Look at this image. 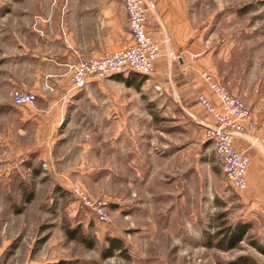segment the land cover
Wrapping results in <instances>:
<instances>
[{
  "label": "rangeland",
  "instance_id": "374dc122",
  "mask_svg": "<svg viewBox=\"0 0 264 264\" xmlns=\"http://www.w3.org/2000/svg\"><path fill=\"white\" fill-rule=\"evenodd\" d=\"M54 1L0 0V264H228L242 256L264 264L251 246L264 245L260 216H252L249 193L230 186L206 142L204 125L212 118L197 94L185 101L172 89L147 112L134 99L130 119L116 110L100 118L98 129L89 125L95 119L76 118L75 134L63 136L74 142L59 144L55 158L27 147V135H12L14 125L25 129L15 119L31 113L38 99L14 104V93L25 92L17 86L18 71L27 72L26 59L18 65L17 57L26 51L29 33H42ZM178 3L197 33H204L199 52L215 68L210 74L247 104L257 123L254 135L264 142V0ZM187 52L171 53L183 61L169 56L171 62L194 60ZM109 125L117 131L110 146L102 140L105 132L98 134ZM127 127L129 132L121 130ZM78 191L104 203L106 219L99 220ZM29 194L33 200L26 203ZM243 223L252 228L231 249L228 230ZM75 229L72 239L68 231ZM109 239L120 241L121 250L111 251Z\"/></svg>",
  "mask_w": 264,
  "mask_h": 264
},
{
  "label": "crops",
  "instance_id": "0c3cea01",
  "mask_svg": "<svg viewBox=\"0 0 264 264\" xmlns=\"http://www.w3.org/2000/svg\"><path fill=\"white\" fill-rule=\"evenodd\" d=\"M154 1L157 4V12L151 28L153 38L162 44L164 30L171 39L170 43H163L162 55L155 62L154 74L145 79L139 90L126 85L124 78L128 76L121 77L123 79L111 77L105 80L90 78L83 91L64 98V93L70 85L69 64L76 63L82 57L93 58L119 51L125 46H130L133 41L128 29V16L121 0H55L54 2L58 3L51 6V14L41 24L42 33H29L26 51H21L17 57L19 61L22 59L18 65L25 66L22 64L23 59L27 61V72L21 71L20 76L18 71L17 77L21 82L19 81L17 86L25 92L34 93L38 99L31 113L15 119H18L17 125L20 127L22 121L25 129L14 125L12 135L15 134L17 138L27 135V147L43 151V155L50 159L51 155L55 158L54 151L60 149L59 144L74 142L72 138L65 141L63 136L74 133L70 130L72 127L77 128L74 121L79 117L95 119L90 121L89 125H95L98 129L100 118L113 117L116 110L124 118L130 119L134 111L132 100L139 99L140 108L147 112L150 104L154 106V103L167 99L166 96L170 95L172 89L176 91V97L185 101L194 94H205L217 104V98L199 75L201 70L216 72L213 66L206 63V56L202 57L199 52L205 49L202 40L204 33H197L186 11L180 8L179 0ZM185 50L201 55L194 60L184 58V65L189 64L190 69L187 74L182 75L181 63L171 62L169 56L171 53H181ZM46 83L53 87L54 92L44 90ZM156 87H159L158 92ZM133 90L137 93L136 97L131 93ZM159 108H162V105ZM105 121L106 119L102 120ZM212 122L211 120L210 123ZM81 129L84 130V127ZM121 130L129 132L131 128ZM100 131L107 135L102 140L109 141V146L116 142L115 126L109 125L107 130L101 127L99 135ZM123 142H126V138ZM251 144L250 137H238L234 140L235 148L247 151L251 157L247 193L250 196L252 216H260L257 227L264 229V144L255 147ZM67 147L73 149L72 146Z\"/></svg>",
  "mask_w": 264,
  "mask_h": 264
},
{
  "label": "built area",
  "instance_id": "2783aa9c",
  "mask_svg": "<svg viewBox=\"0 0 264 264\" xmlns=\"http://www.w3.org/2000/svg\"><path fill=\"white\" fill-rule=\"evenodd\" d=\"M128 16V29L132 37V44L125 46L113 53H104L93 58H80L76 63L68 65L70 73V85L64 98L71 93L84 90L90 78L97 80L109 79L113 76H129L136 73L147 78L154 74L155 62L162 55V44L153 38L152 27L154 16L157 12V4L154 0H121ZM165 43L170 39L166 38ZM187 55L195 59L198 55L187 52ZM175 58L176 56L170 55ZM183 62L180 57H176ZM190 66L181 64L182 73H188ZM203 82L210 88L218 103L205 94H198L199 105L212 118V123L204 125L205 140L213 149L216 160L230 186L238 192L248 189V171L251 165V157L247 151H239L235 148V138L250 137L260 142L254 135L257 123L253 113L247 104L239 97L233 95L224 85L216 80L209 72L200 73ZM44 88L54 91L53 87L45 84ZM159 87H156L157 90ZM36 95L30 92H15L14 104L17 106L34 105ZM254 136V137H252ZM84 204L94 210L99 220L106 219V205L93 202L78 191ZM99 204V205H98Z\"/></svg>",
  "mask_w": 264,
  "mask_h": 264
},
{
  "label": "trees",
  "instance_id": "16d2710c",
  "mask_svg": "<svg viewBox=\"0 0 264 264\" xmlns=\"http://www.w3.org/2000/svg\"><path fill=\"white\" fill-rule=\"evenodd\" d=\"M113 77H117L119 79H123L124 77L122 75H117V76H113ZM123 77V78H121ZM145 79H147V77L136 74V73H131L128 78H124L125 83L127 86H131L136 88L137 90H139L141 88V86L144 84ZM153 105L150 104L149 108L152 109ZM26 203H30L33 200V194H29L27 196H25L24 198ZM251 225L248 223H243L242 225L237 226L233 231H229V237H228V244L230 246L231 249L236 248L240 242H242L246 236L249 234L250 230H251ZM68 233L70 234L72 239H75L78 236V231L77 229L75 230H71L68 231ZM109 243H110V249L112 250H121L122 248V243L116 239H109ZM89 247L92 246V244L88 245ZM251 246H253L259 253H261L262 255H264V245H261L259 242L257 241H251ZM57 264H71L69 262H59ZM228 264H257L251 257L248 256H242L239 257L238 259L231 261Z\"/></svg>",
  "mask_w": 264,
  "mask_h": 264
}]
</instances>
